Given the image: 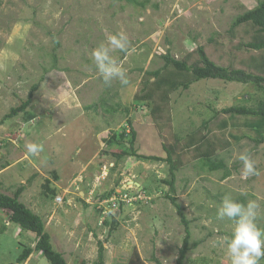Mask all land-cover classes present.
Segmentation results:
<instances>
[{
	"label": "rangeland",
	"instance_id": "obj_1",
	"mask_svg": "<svg viewBox=\"0 0 264 264\" xmlns=\"http://www.w3.org/2000/svg\"><path fill=\"white\" fill-rule=\"evenodd\" d=\"M259 1L0 0V120L38 84L26 109L33 118L27 122L19 114L0 125V192L12 196L24 187L20 201L41 218L68 264H94L98 241L104 264H128L133 250L145 264H155L154 258L176 264L185 234L167 197L169 166L138 159L129 149L116 158L125 147L110 138L126 122L135 132L138 156L166 157L165 149L172 151L173 196L189 220L185 264H229L220 240L231 235L234 221L218 220L217 209L225 195L256 200L264 209V143L233 144L228 134L238 136L249 119L262 124L264 118L232 120L221 113L207 130L201 124L227 107L257 108L264 91L220 79L171 91L192 74L170 68L152 84L147 72L162 66L161 55L181 59L203 45L216 64L231 60L247 68L251 58L264 54L238 47L240 38L252 37L248 25L238 27L234 38L228 30ZM120 31L129 36V50L113 55L127 70L128 83L108 86L91 51ZM50 53L57 67L44 72L52 64ZM28 143L43 150L30 155ZM241 153L254 161L258 175L242 176ZM204 157L223 161L230 175L223 179L222 170L208 171ZM112 215L116 227L106 238ZM258 223L264 227V215ZM34 243L33 234L0 217V264H49L35 251L16 262Z\"/></svg>",
	"mask_w": 264,
	"mask_h": 264
},
{
	"label": "trees",
	"instance_id": "obj_2",
	"mask_svg": "<svg viewBox=\"0 0 264 264\" xmlns=\"http://www.w3.org/2000/svg\"><path fill=\"white\" fill-rule=\"evenodd\" d=\"M242 25H248L253 33L252 37L248 41H244L243 38H240L238 47L247 48L253 51H259L264 54V0H260L253 9L248 10L244 14L237 16L234 19L231 27L228 30L231 38H234L236 36V29ZM49 55L52 57V64L48 68L43 69L44 72H47L50 69H55L57 67V57L54 53H50ZM194 55H196V58L193 57ZM161 59L163 60V64L158 70L147 72V74L151 76L150 79H154V81L151 82L152 84H155L157 82L158 77H160V74L163 71H166L170 68H173L174 70L180 72H190L192 74V79L190 81L184 83H175L173 85L169 84L172 85L170 86L171 91L176 90L180 87L186 90L191 83L200 81L202 79H220L222 81L230 83L243 85L251 84L256 88L262 89L264 91V57L255 56L254 58H251V63H247V68L235 67L231 60L227 62V65L220 66L211 60L210 56L205 50V46L203 45L197 47L195 50L186 54L181 59H176L168 53L161 55ZM158 83H160L159 85H163L161 81ZM37 88L38 84L32 85L27 94V98L24 101L20 102L18 106L11 108L9 112L4 115L3 118H1L0 125L19 114H22L25 121H30L33 118V115L30 112L26 111V109L31 104L33 94L37 90ZM221 113L228 116L232 120L235 115L249 116L253 119H261L264 118V104L259 105L257 108L234 106L221 109L220 113L214 111L211 118L202 122L201 125L203 126V128L207 130L211 125H214L216 119ZM126 123L129 127L128 133H126V127H122L120 133L116 132L117 134H113V138H110V141H115L114 137L116 136V142L118 144L123 143L125 147L124 150L117 151V153L115 154L116 158L121 159L122 157L127 155L128 153L126 152V150L129 149L130 153L132 155H136L138 159L166 162L169 166V179L164 181V184L168 186L169 194H167V197L176 210V214L179 217V222L184 227L185 234L182 240V244L178 250L176 264H185L187 252L190 250L189 220L184 214V209L180 206V204L177 203L176 198L173 196V193L175 192L176 177L174 172L176 170V166L172 161V151L165 149V152L167 153L166 157L144 155L138 156L137 154H135L133 149L135 132L131 123ZM246 124V126H248L249 128L240 130V134L238 136L228 134L233 144H238L244 139L256 145L264 143V122L261 124V122L259 121L257 122V124H254L252 123L251 119H249V122ZM202 159V166H205L208 171L222 170L223 179L227 178L230 175L231 172L226 167L223 161L210 160L207 157H204ZM23 190V186L17 188L12 196L5 195L0 192V217H2L4 223L15 224L21 229L33 234L35 238L34 247L23 248L21 253L17 257L16 262H24L35 251L41 254L49 264H68L63 254L54 249L50 240V235L45 231L44 224L41 218L33 213L30 209H28L20 201V196ZM113 203L115 204V202ZM111 207H113L112 204ZM111 218L112 221L108 226L106 238H108L112 234L116 227L115 215H112ZM154 262L155 264H161V262L155 258ZM94 264H104V246L103 243L99 241L97 242V260L96 262H94ZM128 264H145V262L140 258L138 252L136 250H133Z\"/></svg>",
	"mask_w": 264,
	"mask_h": 264
},
{
	"label": "clouds",
	"instance_id": "obj_3",
	"mask_svg": "<svg viewBox=\"0 0 264 264\" xmlns=\"http://www.w3.org/2000/svg\"><path fill=\"white\" fill-rule=\"evenodd\" d=\"M130 39L126 32L110 33L91 51V60L103 82L111 86L114 81L122 85L128 83L127 70L113 55L114 51L127 52ZM27 153L36 155L43 150L37 143L25 145ZM238 159L243 162V177L258 175L254 161L249 155L241 153ZM264 209L256 200L241 202L225 195L217 209V219L234 221L231 235L220 240L225 249L229 264H260L264 259V227L258 223Z\"/></svg>",
	"mask_w": 264,
	"mask_h": 264
},
{
	"label": "built area",
	"instance_id": "obj_4",
	"mask_svg": "<svg viewBox=\"0 0 264 264\" xmlns=\"http://www.w3.org/2000/svg\"><path fill=\"white\" fill-rule=\"evenodd\" d=\"M124 127H126V133H128L129 132V127L127 126V123L125 124V126ZM114 199H112L111 201H113ZM122 201H124V200H122ZM112 206L114 207L115 206V204L114 203H112Z\"/></svg>",
	"mask_w": 264,
	"mask_h": 264
}]
</instances>
